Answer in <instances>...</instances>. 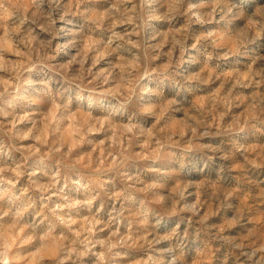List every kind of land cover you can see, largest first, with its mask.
I'll list each match as a JSON object with an SVG mask.
<instances>
[{
	"label": "clouds",
	"instance_id": "obj_1",
	"mask_svg": "<svg viewBox=\"0 0 264 264\" xmlns=\"http://www.w3.org/2000/svg\"><path fill=\"white\" fill-rule=\"evenodd\" d=\"M0 264H264V0H0Z\"/></svg>",
	"mask_w": 264,
	"mask_h": 264
}]
</instances>
